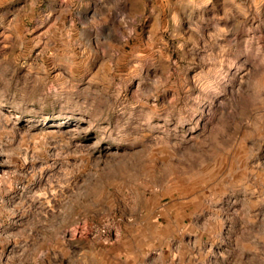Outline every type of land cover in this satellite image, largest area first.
<instances>
[{"label":"rangeland","instance_id":"374dc122","mask_svg":"<svg viewBox=\"0 0 264 264\" xmlns=\"http://www.w3.org/2000/svg\"><path fill=\"white\" fill-rule=\"evenodd\" d=\"M81 263L264 264V0H0V264Z\"/></svg>","mask_w":264,"mask_h":264},{"label":"built area","instance_id":"2783aa9c","mask_svg":"<svg viewBox=\"0 0 264 264\" xmlns=\"http://www.w3.org/2000/svg\"><path fill=\"white\" fill-rule=\"evenodd\" d=\"M116 227H115V223L108 222L106 224V226H102V227H94L91 230V237H95L98 234L102 235L103 237V242H107L110 238L111 235H113L115 233Z\"/></svg>","mask_w":264,"mask_h":264},{"label":"crops","instance_id":"0c3cea01","mask_svg":"<svg viewBox=\"0 0 264 264\" xmlns=\"http://www.w3.org/2000/svg\"><path fill=\"white\" fill-rule=\"evenodd\" d=\"M81 254H82V253H81ZM85 258H86V257H85ZM82 261H83V259H82ZM84 262L87 263L86 259H84ZM81 264H82V263H81Z\"/></svg>","mask_w":264,"mask_h":264}]
</instances>
